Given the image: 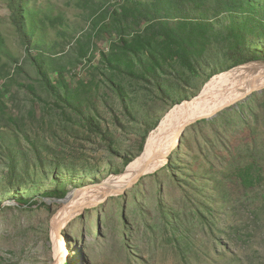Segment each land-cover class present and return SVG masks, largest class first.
Returning a JSON list of instances; mask_svg holds the SVG:
<instances>
[{
    "label": "rangeland",
    "instance_id": "1",
    "mask_svg": "<svg viewBox=\"0 0 264 264\" xmlns=\"http://www.w3.org/2000/svg\"><path fill=\"white\" fill-rule=\"evenodd\" d=\"M35 2L55 18L63 19L64 32L57 36L50 29L45 37L46 41L55 40L62 70V76L48 71V79L53 85L63 83L68 92L60 93L47 85L33 60L39 57V49L26 50L4 0H0V33L16 61L11 63L9 77L0 83V90L5 91L4 106L0 104V128L16 134L18 143L13 147L31 158L38 147L46 162L56 160L61 164L59 171L68 172L65 166H71L78 178L72 177L65 187L73 192L71 206L82 207L60 230L67 253L61 262L52 222L66 201L37 196L53 187L50 174L38 191L32 192L36 202L22 206L10 203L13 194L3 186H8L5 174L9 149L1 144L0 200L5 207L0 209V264H264V155L262 180L246 191L236 167L225 164V149L220 150L223 161L213 157L212 164L206 163L202 156L207 148L201 145L200 134L211 131L206 122L196 123L198 119L180 133L182 153H178L174 167L163 168L167 161L121 190L108 185L111 177L124 173L142 153L148 136L177 104L170 106V98L149 99L146 106L151 105V117L138 125L129 112L134 107L110 87L107 77L113 74L101 52L109 54L111 50L107 41L95 35L101 21L108 17L106 0ZM47 64L51 65L50 61ZM238 66L255 68L250 80L263 82L259 72L264 73V58ZM113 80L127 85L124 79ZM203 80L201 85L210 79ZM254 92H259L258 117L251 126L264 153V82L212 117H231L232 108H238ZM143 104L140 99L136 108ZM87 114L96 120L102 134L86 125ZM156 120L159 123L143 141V132ZM233 136L230 147L247 136V128L242 127ZM128 158L132 160L126 165ZM182 165L192 168L186 174L188 180L198 167H202V175L207 172L209 180L202 185L203 194L180 186L182 180L175 173H181ZM220 197L224 200H218ZM117 205L125 208V223L120 224L114 217ZM198 206L205 208L206 217L198 214ZM171 212L180 218L181 230L175 225L164 228L163 214Z\"/></svg>",
    "mask_w": 264,
    "mask_h": 264
},
{
    "label": "trees",
    "instance_id": "2",
    "mask_svg": "<svg viewBox=\"0 0 264 264\" xmlns=\"http://www.w3.org/2000/svg\"><path fill=\"white\" fill-rule=\"evenodd\" d=\"M106 1L109 4L108 17L101 21L95 35L97 39L107 41L111 50L109 54L101 52L113 74L112 78L107 77L108 84L120 99L129 101L134 107L129 112L138 125L151 117V105L146 106L149 99L170 98V106H173L195 96L203 86L200 84L201 80L207 81L221 71L264 58V0ZM4 2L10 12L11 23L26 50L39 49V57L33 60L47 85L67 94L63 83L57 81L59 85H53L48 79V71L62 76V70L55 40L46 41L45 37L50 29L57 36L61 35L64 32L61 31L63 19L52 16L49 11L38 6L35 0ZM44 56L51 65L47 64ZM12 62H16L15 57L7 49L5 39L0 33V83L9 77ZM115 77L126 80L127 85L114 81ZM4 95L5 91L0 90L1 106H4ZM258 95L259 92H254L238 108H232L231 117H224L225 120H220L218 115L196 122H206L211 131L200 134L201 145L207 148L202 156L206 163L212 164L213 157L223 161L220 150L225 149V157L228 159L225 164L236 167L237 176L246 191L255 188L261 182L263 174L261 158L264 153L261 152L262 147L256 138V130L251 126V121L258 117ZM140 99L144 104L136 108ZM76 108L80 112L79 106ZM84 118L91 130L102 134V129L91 115L87 114ZM158 123L156 120L147 127L142 134L143 141ZM242 127L247 128V136L240 139L241 142L235 147H230V137H234ZM182 140L181 137L179 149L168 155V162L163 168L177 164L178 155L182 153ZM16 142L18 143L16 134L0 128V145L5 144L9 149L5 174L8 186H3L7 187V192L13 194L10 203L22 206L29 202L33 204L37 196L65 197L68 192L65 187L67 182L74 177L78 178L70 170L71 166H65L68 172H61V164L56 160L46 162L38 147L34 149L35 157L31 158L28 153L13 147ZM131 160L126 159L125 164ZM180 167L181 173H175L182 180L180 186L184 189L194 188L203 194L202 185L209 180L207 172L202 175V167H198L191 173V180H188L186 174L192 168L190 170L183 165ZM50 174L53 187L34 195L32 192L38 191L37 188ZM220 199L224 200L222 197L218 200ZM4 207L5 202L0 200V209ZM198 214L206 217L205 208L198 206ZM163 216L166 230L174 225L178 230L182 229L181 221L178 220L180 218L176 214L164 213ZM114 217L120 224L126 222L124 206L117 205Z\"/></svg>",
    "mask_w": 264,
    "mask_h": 264
},
{
    "label": "bare ground",
    "instance_id": "3",
    "mask_svg": "<svg viewBox=\"0 0 264 264\" xmlns=\"http://www.w3.org/2000/svg\"><path fill=\"white\" fill-rule=\"evenodd\" d=\"M253 72H255V68L238 66L215 74L207 81L197 97L173 106L156 130L148 136L142 153L128 165L124 173L111 177L107 181L108 185H112L116 190H121L140 175L151 172L166 163L165 156L169 155L170 151L177 146V139L187 123L199 116L212 113L224 104L239 99L264 82V73L261 71L259 75L263 82L251 81L250 79L254 76ZM243 76L244 79H242ZM73 197L66 200L65 207L55 215L52 222L54 240L57 241V257L61 262L67 253L65 240L62 238L60 230L82 207L79 204L71 206Z\"/></svg>",
    "mask_w": 264,
    "mask_h": 264
},
{
    "label": "water",
    "instance_id": "4",
    "mask_svg": "<svg viewBox=\"0 0 264 264\" xmlns=\"http://www.w3.org/2000/svg\"><path fill=\"white\" fill-rule=\"evenodd\" d=\"M213 76H214V75H213ZM213 76H212V77H213ZM212 77H211V78H212ZM206 83H207V82H205V84H206ZM205 84H204V85H205ZM204 85H203V87H204ZM202 89H203V88H202ZM202 89H201V91H202ZM252 90H253V89H251L250 91H248L246 94H244V96L240 97L239 99H237V100H235V101H233V102H230V103H228V104H224L223 106L219 107L217 110L213 111V112L210 113V114H207V115H203V116H199V117H197L196 119H194L193 121L187 123L186 125H188V124H190V123H192V122H194V121H196V120H198V119H202V118H210V117L216 115L217 112L220 111V110H222L223 108H225V107H227V106H230V105L236 103L237 101H239V100L245 98L248 94H250V93L252 92ZM197 96H198V95H196V96H194V97H197ZM186 125L182 128L181 133H182L183 129L186 127ZM179 142H180V135H179V137H178V139H177V146L179 145ZM165 159L168 161V155L165 156ZM135 181H136V180H135ZM128 185H130V184H128ZM72 193H73L72 191L67 192V194L65 195V197H63V198H59V201H61V202H65V201H66V200L72 195Z\"/></svg>",
    "mask_w": 264,
    "mask_h": 264
}]
</instances>
